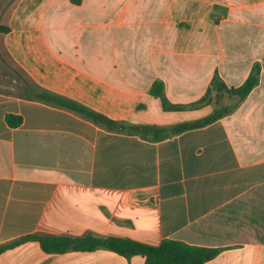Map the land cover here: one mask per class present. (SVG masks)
<instances>
[{"label": "crops", "instance_id": "1", "mask_svg": "<svg viewBox=\"0 0 264 264\" xmlns=\"http://www.w3.org/2000/svg\"><path fill=\"white\" fill-rule=\"evenodd\" d=\"M1 13V12H0ZM0 21V245L27 235L170 239L218 249L203 264H264V0H14ZM2 14V13H1ZM258 84L229 114L164 140L110 130L48 94L132 126L211 115L190 107L217 73ZM156 82L182 110L164 109ZM8 115L21 122L11 126ZM0 264H145L47 254L26 242Z\"/></svg>", "mask_w": 264, "mask_h": 264}, {"label": "trees", "instance_id": "2", "mask_svg": "<svg viewBox=\"0 0 264 264\" xmlns=\"http://www.w3.org/2000/svg\"><path fill=\"white\" fill-rule=\"evenodd\" d=\"M4 30L0 27V31ZM258 69L247 78V80L237 88H229L216 73L212 78L206 94L190 107H203L211 104L212 94H227L236 99V102L229 107L218 106L214 112L194 123L179 124L170 128H159L155 126H132L125 123L114 122L106 117L96 114L83 106L66 99L39 94L38 98L52 102L58 106L79 113L96 123L102 124L110 130L119 132H137L142 135H150L154 141L164 140L168 137L178 135L188 130L205 127L210 125L226 114L232 112L258 84ZM151 94L162 101L164 109L169 111L182 110L184 107L170 105L164 97V85L156 82L151 88ZM6 121L11 126L20 124L21 119L8 115ZM38 242L41 249L47 254H63L66 252H92L98 249L110 250L120 257L130 258L140 255L145 257V264H203L213 259L220 250L196 247L184 244L180 241L166 239L158 246H150L130 239L117 237H97L93 234H86L82 237L52 236L46 234L27 235L12 242L0 245V254L13 249L26 242Z\"/></svg>", "mask_w": 264, "mask_h": 264}, {"label": "rangeland", "instance_id": "3", "mask_svg": "<svg viewBox=\"0 0 264 264\" xmlns=\"http://www.w3.org/2000/svg\"><path fill=\"white\" fill-rule=\"evenodd\" d=\"M14 0H0V21L5 16V12L7 7L13 2ZM6 75V69L3 67V63L0 62V79L2 76ZM236 102V99L230 97L227 94L217 95L215 93L212 94L211 104L218 105V106H225L229 107L232 106Z\"/></svg>", "mask_w": 264, "mask_h": 264}]
</instances>
